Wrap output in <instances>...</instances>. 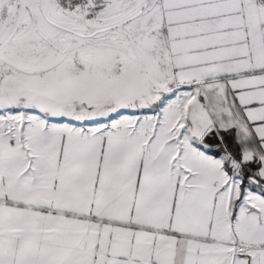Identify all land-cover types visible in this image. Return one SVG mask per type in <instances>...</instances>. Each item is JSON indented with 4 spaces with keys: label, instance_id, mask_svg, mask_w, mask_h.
I'll list each match as a JSON object with an SVG mask.
<instances>
[{
    "label": "snow or ice",
    "instance_id": "snow-or-ice-1",
    "mask_svg": "<svg viewBox=\"0 0 264 264\" xmlns=\"http://www.w3.org/2000/svg\"><path fill=\"white\" fill-rule=\"evenodd\" d=\"M0 264H264V0H0Z\"/></svg>",
    "mask_w": 264,
    "mask_h": 264
}]
</instances>
